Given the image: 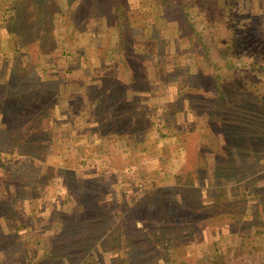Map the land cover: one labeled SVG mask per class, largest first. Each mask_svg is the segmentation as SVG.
Wrapping results in <instances>:
<instances>
[{"label": "rangeland", "instance_id": "obj_1", "mask_svg": "<svg viewBox=\"0 0 264 264\" xmlns=\"http://www.w3.org/2000/svg\"><path fill=\"white\" fill-rule=\"evenodd\" d=\"M243 99L264 0H0V264H264V149L219 114Z\"/></svg>", "mask_w": 264, "mask_h": 264}, {"label": "trees", "instance_id": "obj_2", "mask_svg": "<svg viewBox=\"0 0 264 264\" xmlns=\"http://www.w3.org/2000/svg\"><path fill=\"white\" fill-rule=\"evenodd\" d=\"M240 1L242 0H229L231 6L233 3L240 2ZM231 19H233V17H231ZM231 29H233L235 33L233 35V38L231 39L229 49L235 46H239L238 42L242 41L241 36H239V33L241 32L240 28L236 24L233 23ZM240 46H243V42ZM222 90L223 89L221 86L217 88V91H218L217 100L219 102L224 101V100L228 102H233L235 100L233 99V96L229 94L228 91H225V90L222 91ZM258 99L259 97L257 98V101ZM244 102L245 101L243 99L240 103H238V105H234L233 103H230V104L226 103L225 104L226 106L220 109L219 114L222 118L220 120L224 122L225 125H227V128L230 131V140L232 139V137L234 138V140L239 139L240 141L252 139V141H254L255 143L253 147L254 154L255 156H260L259 153L264 149L263 147L264 146V104H261L260 106L253 105L254 107L249 108ZM256 107H259V108H256ZM232 114L238 115L239 117L237 126L234 124H230L229 122H226L229 120V118H231ZM243 149L246 152H249V150H251V149H248V147H245L244 144H243ZM258 159L261 160L262 158L258 157ZM90 227L91 225L88 227V231L91 229ZM85 234L86 233L80 234V235L76 234L75 240L79 241L81 239H84ZM86 238H87V235H86ZM103 243H105L106 245ZM120 244H121V241L119 240V235H116V236L111 235L110 237L106 238V240L104 239V241L100 243L99 245L101 249H103V252L107 255L109 251L113 252L115 251L114 249L119 248ZM85 246H87V244ZM108 247L110 248V250L108 249ZM132 248L135 249L136 247L133 245ZM129 253L130 252H128L127 255ZM141 256H143L142 259L148 258V256L143 255V253ZM60 258L61 259L65 258V260H67V263L69 264H71L73 261L76 260V257L74 256V254H71L70 252L66 251L64 255H61V252L54 254L50 261L52 264H58L56 262ZM123 258L124 259L120 262V264L122 262L123 263L124 262H127V263L134 262V260L132 259L130 255H128L127 257L126 255H124ZM92 263L93 262L90 259V261H88V264H92ZM100 264H104V262L101 261Z\"/></svg>", "mask_w": 264, "mask_h": 264}]
</instances>
